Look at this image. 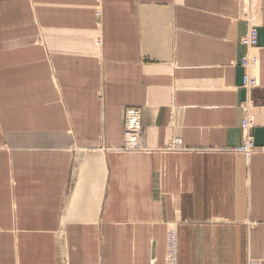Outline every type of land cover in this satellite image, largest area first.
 I'll return each mask as SVG.
<instances>
[{
    "label": "crops",
    "instance_id": "crops-1",
    "mask_svg": "<svg viewBox=\"0 0 264 264\" xmlns=\"http://www.w3.org/2000/svg\"><path fill=\"white\" fill-rule=\"evenodd\" d=\"M252 6L247 161V0H0V264H165L171 226L178 264H264Z\"/></svg>",
    "mask_w": 264,
    "mask_h": 264
},
{
    "label": "built area",
    "instance_id": "built-area-1",
    "mask_svg": "<svg viewBox=\"0 0 264 264\" xmlns=\"http://www.w3.org/2000/svg\"><path fill=\"white\" fill-rule=\"evenodd\" d=\"M253 0H247L248 3V31L245 37L240 41L241 46L246 49V55L242 59L240 66L244 71L243 75V89L247 92V99L241 105V109L245 113V119L241 125L242 144L236 150L237 153L243 155L247 161L258 151L254 139V123L251 116V109L253 102L251 100V91L258 86V81L253 75L254 69L258 65V58L255 52L258 50V27L256 25V18L254 15ZM97 18L101 20V13H97ZM97 45H101L98 42ZM143 131L141 129H131L127 125L124 132V145L119 149L125 153H138L145 151L143 146ZM180 148V141L176 140L168 147V150H176ZM178 234L175 226H171L167 232L165 264H178Z\"/></svg>",
    "mask_w": 264,
    "mask_h": 264
}]
</instances>
